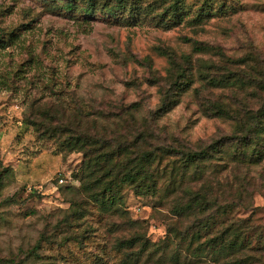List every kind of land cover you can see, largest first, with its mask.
<instances>
[{"label": "rangeland", "instance_id": "rangeland-1", "mask_svg": "<svg viewBox=\"0 0 264 264\" xmlns=\"http://www.w3.org/2000/svg\"><path fill=\"white\" fill-rule=\"evenodd\" d=\"M113 1L86 14L83 1L0 0V264H264V157L236 158L244 136L249 157L264 149V0L100 7ZM170 57L189 83L157 115L176 77ZM225 77L236 84L207 80ZM71 137L90 157L120 151L117 163L152 150L155 193L120 183L102 209L93 184L112 165L87 175ZM213 143L220 153L184 165L185 152ZM113 166L119 179L124 165ZM196 192L206 212L178 217ZM229 225L247 249L215 260L201 245ZM133 237L144 244L124 247Z\"/></svg>", "mask_w": 264, "mask_h": 264}, {"label": "trees", "instance_id": "trees-1", "mask_svg": "<svg viewBox=\"0 0 264 264\" xmlns=\"http://www.w3.org/2000/svg\"><path fill=\"white\" fill-rule=\"evenodd\" d=\"M82 1L85 2V6L83 7V9L86 14L93 12L96 6L99 4V0H65V3L67 8L72 9L74 6H77V3H80ZM180 2L181 0H172V8L176 10ZM100 7L105 9L111 15H114L118 11L122 12L125 10H138V7L134 0H114L111 4L100 3ZM198 48L207 50L212 47L200 44ZM170 60L171 69L169 71L174 70L173 73L176 72V77L172 80L170 86L167 89L163 90V92H161L160 103L155 112L157 115H162L163 113L168 112L174 106H176L179 102V95L187 89V84L189 83V79L187 80L188 76L186 75L184 68L179 63L174 61L171 57ZM207 80L213 86H226L236 84L235 79L231 82L230 78L227 77L222 79L208 78ZM245 138V136L242 138L243 151L240 152V154L237 155L236 158L238 160H243L244 158H248L249 161L254 160L251 161L252 163L260 161L264 157V149L253 148L252 151H254V156L249 157L247 155L246 149L249 148L250 144L246 141ZM84 145V141L80 140L79 137H75L74 139L71 137V139L67 141V146H69L70 148L77 147L82 152L83 157L85 158L83 165H86L85 171L87 175L92 172L91 165H112L104 172V175L110 176V179L104 182L99 181L98 183L93 184H97L100 189L99 191H92L94 192L92 194V199L102 209L107 210L114 205L117 194L119 192V187L124 182L130 183L133 190L138 194L155 193L157 187L154 182V175L150 171V167L151 165H154L156 153H153L152 150L145 149L141 151L133 161L126 159L124 162L117 163L116 159L120 155V151H105L102 153H97L94 157H90V153H92V151L90 149H85ZM220 147L221 146L218 143H213L212 145L208 146V148L200 151H187L184 153L182 162H184V165H198L201 162L212 158L215 154L220 153ZM170 152H174L173 149H164V153L171 154ZM113 165H124L122 166L123 172L119 179L118 175H116V172L112 173L114 170ZM127 165L132 166L127 169ZM206 203L207 200L205 195H201L198 192L193 193L189 202L185 206H178L176 208L175 214L178 217H184L186 216V214H190V212L193 214L197 212L199 213L198 218H200V215L206 212L204 208L200 209V205H206ZM204 222L205 225L206 223H210L207 220H205ZM227 228L226 230L221 231L214 236L206 239L204 244L201 245L203 246V250H209V253L215 256V260L220 258L224 259L229 256H236V254L242 253L247 249L246 245L243 243L242 236L240 235V228L233 227L232 225H229ZM185 235L186 234L182 232L176 233V237L181 239H183ZM134 241H138L139 243L144 244L136 237L125 240L121 243L125 245L124 247H129L131 246V244H133ZM234 260L237 261L238 264H244L245 262H247L246 257H235Z\"/></svg>", "mask_w": 264, "mask_h": 264}]
</instances>
